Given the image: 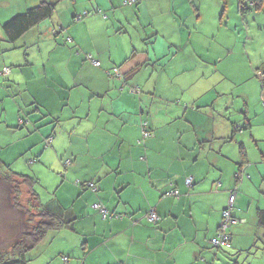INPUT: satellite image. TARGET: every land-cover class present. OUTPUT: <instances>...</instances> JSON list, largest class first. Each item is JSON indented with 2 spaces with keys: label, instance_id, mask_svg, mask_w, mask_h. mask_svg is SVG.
Masks as SVG:
<instances>
[{
  "label": "crops",
  "instance_id": "crops-1",
  "mask_svg": "<svg viewBox=\"0 0 264 264\" xmlns=\"http://www.w3.org/2000/svg\"><path fill=\"white\" fill-rule=\"evenodd\" d=\"M27 7L21 0H0V24ZM63 8L70 14L68 6ZM72 11V19L81 13L77 7ZM261 13L264 12L255 14ZM224 14L229 25V13L223 8ZM95 20L101 21L95 17L81 24L73 21L71 28L77 30L83 24L81 37L70 29L65 32L67 22L59 16L39 24L15 43V50H24L25 60L18 65L19 74L11 71L6 76L22 85L30 110L37 109L29 112L38 116L36 122L23 125L24 129L20 127L27 134L33 133L25 140V147L36 150L37 157H41L40 169L59 166L60 160L68 157L64 180L94 182L98 188L92 193L66 184L76 194L75 204L67 208L76 218L72 232L78 230L79 222H85L82 233L86 236L80 247L74 241L60 254L69 258L63 263L259 264L264 259V231L257 224V211L264 210V111L253 114L247 105L242 117L231 116L236 105L233 89L220 92V96L227 98L222 105L212 100L209 106L210 100H206L214 87V74L205 79L204 73L192 75L198 81L190 82L193 87L177 86L171 92L167 90L172 80L167 87L163 86L161 72L155 74L153 68L148 88L152 93L145 114L143 99L136 103L135 93L125 91L135 77V65L143 62L145 52L139 55L131 42L122 48L123 58L112 62L92 43L85 46L88 27L96 24ZM66 34L65 44H58ZM52 36L53 41L49 42ZM218 46L220 49L214 56L208 55L209 60H216L217 63L212 61L214 64L233 56L230 44L223 42ZM88 55L99 61L100 67L92 65L86 59ZM133 57L136 62H132ZM203 57L200 49L196 58ZM114 67L121 77L109 79L107 71ZM190 70L179 69L178 76L172 79L184 78ZM133 89L137 86H132L130 92ZM157 92L161 94L159 101L167 105H158ZM169 98L177 99V105L171 106ZM205 107L209 108L207 114H211L206 119L202 118ZM142 121L148 123L150 132V137L143 140L139 126ZM48 136H52L51 147L47 148L52 149L49 153L52 160L45 161L42 153H46V148L42 142ZM253 143L256 158L248 150ZM0 161L10 165L2 158ZM250 164H254L253 169ZM186 177L193 179L190 190L184 184ZM173 190H178L179 197L165 195ZM232 190L235 191L232 214L237 223L226 231L231 248L216 249L210 240L217 233ZM91 201L100 202L111 214L124 217L102 220L91 206L87 207ZM149 212L158 216L157 224L148 222ZM257 258L259 262L255 263Z\"/></svg>",
  "mask_w": 264,
  "mask_h": 264
},
{
  "label": "rangeland",
  "instance_id": "rangeland-1",
  "mask_svg": "<svg viewBox=\"0 0 264 264\" xmlns=\"http://www.w3.org/2000/svg\"><path fill=\"white\" fill-rule=\"evenodd\" d=\"M21 1L28 4L27 8H32L38 5L41 0ZM123 3L124 0H73L72 3L64 0L57 4L53 19L59 16L61 20L67 22L65 32L70 29L72 33H77L80 37L83 34L80 31L83 24L79 26V30L77 27L71 28L74 26L72 25V14H74L72 10L74 8L77 7L81 11L80 16L85 13V16L77 22L79 24L92 17L101 19V23L95 20L96 24L89 25L88 40L84 42V45L88 47L92 43L94 48L101 50L106 58L109 60L112 58V62L117 58H123L122 48L127 47L131 42L133 43L132 48L139 55H141L140 52H145L142 56L144 57L143 62L137 63L134 67L133 81H129L125 89L130 95H132L130 92L132 86L141 89V93L135 94L134 97L136 103L138 99H143L145 114L148 111L152 93L148 88L149 75L153 68L156 70L155 74L161 72L163 86L167 87L172 80V85L167 90L171 92L177 86L185 85L186 87L191 81L197 80L196 78L193 80L190 77L192 75L196 77L204 73L205 79L214 74V87L206 100L207 102L210 100L209 106L212 100L222 105L227 102V98L220 96V92L233 89L236 105L231 116L242 117L244 114L242 112L246 111L247 105L253 114L264 111V89L261 87V73L258 70L264 64V13L255 14V11H251L245 17H241L237 13V0H136L135 4L128 6ZM67 6L70 9V14L63 8ZM223 8L229 13V25L226 15H222ZM10 18L7 17L5 21ZM47 22L49 23L48 20ZM229 26H231L230 34L227 33ZM234 27H236L235 32H233ZM65 36L67 34L60 38L61 43L58 44H65ZM48 41L52 42L53 36ZM223 42L230 44L229 51L231 50L233 56L223 57L221 63L216 64V60H209L208 55L214 56L218 52L216 50L220 49L218 45ZM14 46L15 44H8L6 40L0 41V53L2 52L0 55V158L9 163L14 172L37 177L39 182L35 188L41 203L54 201L57 206L69 208L75 204L76 194L72 190H68L66 184L71 183V186L74 187L73 183L78 179L64 180V175L68 172V170L64 172L65 166L69 167L66 163L68 157L60 160L59 166L53 165L48 169L41 170V157H37L36 150L32 149L31 151L25 147V140L30 139L33 133L27 134V130H23L24 126L33 125L38 116L29 113L32 111L30 110L31 105L28 106L25 103L27 95L22 91L24 89L22 85L19 86L11 78L6 77L11 74V71L13 74L15 72L19 74L18 65H21V62L25 60L24 50L20 52L12 49ZM200 49L203 50L204 57L198 60L196 55ZM247 52L249 55H244ZM224 54L226 55V51ZM2 59L5 61L4 64H2ZM131 60L136 62L135 57ZM185 60L188 61L186 65L183 62ZM212 61L216 63L214 64ZM161 65H164L163 69H159ZM186 67L191 70L184 78L173 77L172 79V76H178L179 69H186ZM4 69H8V72L5 73ZM162 72L167 74L164 75ZM152 80L153 85L154 75ZM191 87H193L192 84L189 85V88ZM160 97L161 94L157 92L155 98H157L158 105H167L166 102L159 101ZM176 101L177 99H168L171 106H176ZM182 104L181 102L179 106L181 107ZM205 109L202 118L206 119L211 114H207L208 107ZM19 119L25 122V125L22 126L23 129L18 125ZM22 137L24 138L21 139ZM44 145L45 139L42 142V147L46 148V153H42L44 155L42 160H52L49 155L52 149H47L51 147V143L46 147ZM252 145V148L248 146V150L256 158L255 143ZM250 161L253 162V159L250 158ZM250 165H253L251 166L253 169L254 164ZM113 174H116V171H113ZM190 178L193 180L192 177ZM14 202L10 187L0 180V250L7 248L19 234L27 229L26 215L23 216L15 209ZM92 202L87 203L88 208L91 206L92 209ZM97 203L100 204V202ZM97 215L100 216V214ZM84 223L77 224L76 232L71 230L48 232L38 247L28 253L30 261L27 264H64L60 254L66 252L74 241L77 242L78 247L84 242V236H86L82 233L85 228ZM256 262H259L258 258L255 260ZM262 263L264 264V259L259 262V264ZM78 264H82V262Z\"/></svg>",
  "mask_w": 264,
  "mask_h": 264
},
{
  "label": "trees",
  "instance_id": "trees-1",
  "mask_svg": "<svg viewBox=\"0 0 264 264\" xmlns=\"http://www.w3.org/2000/svg\"><path fill=\"white\" fill-rule=\"evenodd\" d=\"M61 1L64 0H41L38 5L25 10L23 13H19L13 16L9 21L2 25V31L6 42L8 44L14 45L30 30L37 27L44 21L50 20L54 15L57 4ZM68 1L71 3L73 2V0ZM128 2L129 0L125 1L123 5L128 6ZM263 2L264 0H237V13L241 17H245L247 14L251 13V11H255V13L260 11L264 12ZM135 3L136 0H134L133 4ZM83 16H85V13ZM83 16H74L73 21L78 22L83 18ZM15 48L16 46H14L12 49ZM86 59H88L92 63V65L93 61L97 62L98 66H94L100 67V62L94 60L91 55H88ZM114 70H117V75L114 73ZM258 70H260L261 73V87L264 89V64ZM107 77L109 79L118 78L121 77V73L118 68L114 67L110 71H107ZM137 91L138 88L133 89L131 91V94H136ZM36 110L37 109L32 110L31 112H34ZM18 125L23 126L25 125V122L19 119ZM139 126L141 128L142 140L146 139L143 137L144 133H148V137H150V132H148V123L146 121H142ZM51 142L52 136L46 137L44 147H46V145H49ZM141 142L142 141H138V144H141ZM241 154L244 155L243 150L241 151ZM66 163L69 165V161H66ZM235 177L237 180V175ZM187 178L189 177H186V179ZM186 179H184V184L187 190H190L193 187V180H191V183L188 186L186 184ZM0 180L2 183L7 184L8 187H10L13 200L15 201L14 207L18 212H21L23 216L26 215L25 225L27 227V229L19 234L7 248L0 250V264H27L30 261L28 259V253L38 247V245L45 239L48 232L74 230L76 218L73 216L72 212L69 209L55 205L54 201H49L47 203L40 202V198L35 188L38 185L39 181L34 175L29 176L16 173L11 169V165H6L0 161ZM89 185H91L92 187H90ZM73 186L86 191H90L92 193H96L98 191V188L96 187V184L94 182H82L78 180L73 183ZM175 191H177V194H173ZM165 195L179 197V192L178 190H173L170 193H166ZM95 204L99 203L92 204V210L100 214L102 220H108L112 218L122 219L124 217L123 215L119 214H111L104 205L99 204L106 211V216L105 218H103V214L93 208V205ZM233 211L234 209L232 210V213ZM149 213L146 216L147 220ZM158 221L159 218L155 222H151L148 220V222L152 225L157 224ZM257 224L264 231V210L257 211ZM229 228H227V230ZM226 234L230 237L228 233ZM262 239H264V233L262 234ZM7 249L9 250L7 251ZM61 260L62 262L67 263L69 258L67 256H61Z\"/></svg>",
  "mask_w": 264,
  "mask_h": 264
},
{
  "label": "built area",
  "instance_id": "built-area-1",
  "mask_svg": "<svg viewBox=\"0 0 264 264\" xmlns=\"http://www.w3.org/2000/svg\"><path fill=\"white\" fill-rule=\"evenodd\" d=\"M134 3V0H129L128 4L131 5ZM93 65L98 66V63L93 61ZM4 72H8V69H4ZM114 73L117 75V70H114ZM144 138L148 137V133L143 134ZM191 183V178L186 179V184L189 186ZM92 187L91 185H89ZM173 194H177L175 191ZM234 200H235V191H231L228 197L226 207L221 213V221L219 223V229L217 234L210 240L211 245L216 249H229L231 248V241L230 237L226 234L227 228L231 225L235 224L236 221L232 217V210L234 209ZM95 210H98L100 213L103 214V218L106 216L105 209L100 206L99 204L93 205ZM157 215L154 212H150L148 215V220L151 222L157 221Z\"/></svg>",
  "mask_w": 264,
  "mask_h": 264
}]
</instances>
